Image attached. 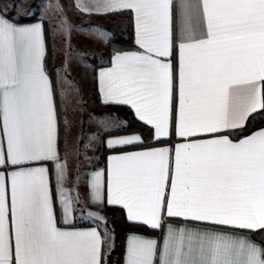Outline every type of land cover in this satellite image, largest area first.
I'll return each mask as SVG.
<instances>
[{"label":"snow or ice","instance_id":"obj_1","mask_svg":"<svg viewBox=\"0 0 264 264\" xmlns=\"http://www.w3.org/2000/svg\"><path fill=\"white\" fill-rule=\"evenodd\" d=\"M27 3L0 6V264H102L111 238L99 231L106 226L99 211L80 207L79 181L67 186L43 17L23 23L33 15L24 11ZM75 6L131 14L138 50L115 52L111 67L100 71L102 101L129 106L157 141L177 138L109 157L107 204L159 233L130 235L125 264H264V247L247 236L264 231V127L230 138L264 119V0ZM61 27L67 30L66 22ZM106 143L112 149L143 142L131 135ZM47 162L56 170L55 188ZM102 177L96 172L85 182L91 205L104 203ZM77 211L100 223L78 228Z\"/></svg>","mask_w":264,"mask_h":264},{"label":"rangeland","instance_id":"obj_2","mask_svg":"<svg viewBox=\"0 0 264 264\" xmlns=\"http://www.w3.org/2000/svg\"><path fill=\"white\" fill-rule=\"evenodd\" d=\"M14 2L1 0L2 6ZM70 7L69 0H28L24 11L30 10L46 19L52 31L67 124L66 145L69 133L71 152L77 158L74 164L78 176L74 182L81 183L86 171L100 168V135L106 127L115 129L127 125L125 118L100 102L93 84L98 67L104 63V44L112 37L124 35L126 23L123 18L82 14L76 19ZM63 22L67 30L61 27ZM100 32L106 35L101 36Z\"/></svg>","mask_w":264,"mask_h":264},{"label":"trees","instance_id":"obj_3","mask_svg":"<svg viewBox=\"0 0 264 264\" xmlns=\"http://www.w3.org/2000/svg\"><path fill=\"white\" fill-rule=\"evenodd\" d=\"M69 1L71 6L70 7L71 13H73L77 19L80 13L76 9L73 2L71 0ZM8 15L10 17L15 18L14 10L13 9L8 10ZM90 17L110 18V19L124 18L126 20V30L124 35L118 37H112L108 39V41L104 44L103 53H102L104 57V63L101 66L108 64L111 61V57L115 52L137 49L135 43L134 23L130 13L125 11L118 13H110L107 15H92ZM40 19L41 18L38 16V14H33L30 16L23 17L22 22L25 23ZM43 23L45 27L46 46H47V53L45 56V67L47 69V72L51 80L54 82L56 88V100L58 104V118H57L58 134H59L58 145H59L60 154H63L66 149V137H67V124L65 118L64 104L59 86L58 67L55 62V50H54L52 31L46 19H43ZM172 59H173V63H175V59H176L175 56H173ZM101 66H99L98 69ZM93 84H94V92L98 95L97 72L95 73ZM106 106L109 107L114 112L120 114L127 121V125L113 129L112 135L122 134V133H139L143 138L142 141L143 143L132 146L108 149L106 148L104 141L105 138L109 136V134L106 131L103 132L100 135L101 165H105L107 154L110 152H120V151H127L131 149H138V148H144L150 146H160L170 142L169 140H164V139L159 141L153 139L152 129L150 128V126H147L143 122L139 121L134 116L132 110L128 106L114 105V104H109ZM258 127H264V119H261L259 117L254 121L250 120V123L247 125L246 131H241L238 134L231 135V137L235 139L241 138L243 136L250 134ZM105 222H106V226L104 224L102 225V235L105 232L111 235L112 247L110 249L108 248L104 249L102 264H122L125 238L129 232L159 235V233L156 230H152L146 225L130 222L126 217L125 211L120 207L108 206L106 209ZM250 235L255 241L261 243L262 246L264 247V231L250 233Z\"/></svg>","mask_w":264,"mask_h":264},{"label":"crops","instance_id":"obj_4","mask_svg":"<svg viewBox=\"0 0 264 264\" xmlns=\"http://www.w3.org/2000/svg\"><path fill=\"white\" fill-rule=\"evenodd\" d=\"M73 2L74 5H76V0H71ZM2 5L1 3V0H0V6ZM76 7V6H75ZM76 9L78 10V12L82 15H85V16H92V15H107V14H96V13H92V14H88V13H83L81 11H79V9L76 7ZM110 14V13H109ZM124 19V18H123ZM37 22H41V19L40 20H35V21H31V22H25L26 24H33V23H37ZM125 23H126V20H125ZM44 24V23H43ZM45 28V27H44ZM137 46V45H136ZM45 47H46V53H47V46H46V35H45ZM138 50V46H137V49L135 50H125V51H118V52H131V51H137ZM46 56V55H45ZM113 56V55H112ZM57 55L55 53V59H56ZM112 58V57H111ZM44 64H45V59H44ZM58 66V65H57ZM111 67V61L106 64V65H103L101 66L98 70H97V87H98V98L100 100V102L103 104V105H106L103 103L102 101V96H101V93L99 91V73L100 71L106 69V68H109ZM45 70L47 72V69L45 67ZM59 72V71H58ZM48 73V72H47ZM49 75V74H48ZM50 77V76H49ZM51 79V78H50ZM127 106V105H125ZM129 107V106H128ZM130 108V107H129ZM131 109V108H130ZM132 110V109H131ZM133 112V110H132ZM134 114V112H133ZM135 116V114H134ZM136 117V116H135ZM58 121V119H57ZM142 122V121H141ZM131 135H139L141 140L143 141V138L142 136L139 134V133H122V134H115V135H109L105 138V146L106 148L107 147V140L108 139H111V138H118V137H124V136H131ZM152 135H153V130H152ZM249 135V134H248ZM59 136V134H58ZM69 133H68V141H67V145H66V149L64 151L63 154H60V151H59V155L61 157V163H66L67 164V167H68V173H69V181H68V187L69 188H72L73 187V184H74V177L78 176V169L76 167V164H74V161L77 159L76 156L71 152V148H70V141H69ZM231 139L233 140H237L233 137L230 136ZM242 138V137H241ZM153 139H154V136H153ZM239 139V138H238ZM59 140V139H58ZM163 140V139H161ZM164 140H169L170 142L169 143H166L164 145H160V146H150V147H144V148H138V149H131V150H127V151H120V152H110L107 154V157H106V163L105 165H101L100 163V168L98 169H94V170H88L85 172V175H84V178H83V181L80 183V187H79V194L81 197H83L84 199L82 200L81 202V205L80 207H89L91 208L93 211H99L100 215L103 216L104 218V221H106V209L108 206H115V207H120L122 208L124 211H125V214H126V217H127V210L124 209L123 207H121L120 205H108L107 204V171H108V160H109V157L113 156V155H121V154H125V153H128V152H137V151H143V150H146L148 148H152V147H165V146H170V145H173L176 141H177V138L172 135L170 138H164ZM125 146H132V145H125ZM125 146H122V147H125ZM120 148V147H118ZM110 149V148H108ZM114 149V148H112ZM58 150H59V145H58ZM48 163V166L50 168V181L52 183V186L55 188V185H56V170H55V167H54V164H52V162H47ZM75 169V170H74ZM96 172H102L103 173V182H104V203L102 205H91L88 201H87V198H86V193H87V188L85 186V182L87 180H89L92 176V174L96 173ZM76 192L75 190L73 191V195H75ZM57 208L60 207L59 205V202L57 201ZM76 225L78 228H81V229H87L88 227H96L97 223H100V222H93L91 220H82L80 217H81V214L79 211L76 212ZM141 224V223H140ZM102 225L100 226L99 228V231L101 232L102 234ZM139 235L141 237H144V238H158V235L157 234H146V233H137V232H129L127 235H126V238H125V243H124V253H123V261H122V264H125V257H126V248H127V240H128V237L130 235ZM247 236H248V239L250 240H254L252 238V236L250 235V233H247ZM111 240H112V237H111ZM255 241V240H254ZM256 243H258L259 245L262 246L261 243L255 241ZM263 247V246H262Z\"/></svg>","mask_w":264,"mask_h":264}]
</instances>
